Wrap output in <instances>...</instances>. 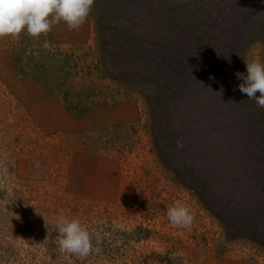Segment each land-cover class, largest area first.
Segmentation results:
<instances>
[{"label":"rangeland","instance_id":"obj_1","mask_svg":"<svg viewBox=\"0 0 264 264\" xmlns=\"http://www.w3.org/2000/svg\"><path fill=\"white\" fill-rule=\"evenodd\" d=\"M93 9L75 30L0 38V264H264L263 246L229 235L165 168L148 89L104 74ZM241 47L244 65L264 62L261 32ZM176 200L190 227L168 220ZM62 214L88 230L87 255L58 247Z\"/></svg>","mask_w":264,"mask_h":264},{"label":"trees","instance_id":"obj_2","mask_svg":"<svg viewBox=\"0 0 264 264\" xmlns=\"http://www.w3.org/2000/svg\"><path fill=\"white\" fill-rule=\"evenodd\" d=\"M93 8L102 70L148 89L165 168L229 235L264 247V108L235 75L246 73V35L264 36V0H93Z\"/></svg>","mask_w":264,"mask_h":264},{"label":"clouds","instance_id":"obj_3","mask_svg":"<svg viewBox=\"0 0 264 264\" xmlns=\"http://www.w3.org/2000/svg\"><path fill=\"white\" fill-rule=\"evenodd\" d=\"M92 5L93 0H0V38L18 39L23 32L39 38L60 22H64L69 30L78 29L88 17ZM245 67L246 73H235L243 81L238 88L248 100L264 108V62L245 61ZM166 215L173 225L179 227H190L193 222L189 207L180 200L167 208ZM54 225L58 230V247L62 251L81 256L91 251L90 234L78 219L62 214Z\"/></svg>","mask_w":264,"mask_h":264},{"label":"crops","instance_id":"obj_4","mask_svg":"<svg viewBox=\"0 0 264 264\" xmlns=\"http://www.w3.org/2000/svg\"><path fill=\"white\" fill-rule=\"evenodd\" d=\"M60 114H61V116L64 115V116H67V117H68V115H66V112H61ZM67 117H66V118H67ZM67 122H68L69 124L72 123V122H70V121H68V120H67ZM90 153H91V152H90ZM86 156H87V155H86ZM89 159H91V157L89 158V157L87 156V160H86V158H85V161H89ZM93 164H94V162H93ZM95 164H96V163H95ZM86 166H87V167H91L92 164L87 163ZM96 171H97V172H101V168L96 169ZM103 172H105V171H103ZM104 174H105V173H104ZM102 175H103V174H102ZM100 177H101V175H100ZM104 179H105V177L103 176V181H102L103 184L105 183ZM95 180H96V188H97V194H98V193H100L98 187L100 186V187L102 188V186H101L100 183H99V181H100V180H99V174L97 175V177H96Z\"/></svg>","mask_w":264,"mask_h":264}]
</instances>
